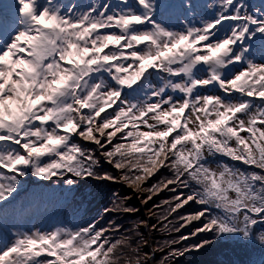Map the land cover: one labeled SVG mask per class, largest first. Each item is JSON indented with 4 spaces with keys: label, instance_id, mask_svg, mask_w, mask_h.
Wrapping results in <instances>:
<instances>
[{
    "label": "snow or ice",
    "instance_id": "1",
    "mask_svg": "<svg viewBox=\"0 0 264 264\" xmlns=\"http://www.w3.org/2000/svg\"><path fill=\"white\" fill-rule=\"evenodd\" d=\"M222 244L264 264V0H0V264Z\"/></svg>",
    "mask_w": 264,
    "mask_h": 264
},
{
    "label": "rangeland",
    "instance_id": "2",
    "mask_svg": "<svg viewBox=\"0 0 264 264\" xmlns=\"http://www.w3.org/2000/svg\"><path fill=\"white\" fill-rule=\"evenodd\" d=\"M91 189H85V194H87ZM111 191H116L118 192L121 196H131L132 198L127 202L129 206L139 208L140 211L137 213L135 216H123L118 220V223H121L125 229H127L133 221L139 219L143 220L146 217V212L147 209L143 207L140 204V201L136 199V197L132 194V190L124 187L122 185H112L111 186ZM111 191L108 192V195H111ZM165 198L164 194H162L160 197L154 198V203H159L161 199ZM151 204L149 205V207ZM144 211V212H143ZM151 223H156L155 218L151 220ZM143 231V229H141ZM153 239H162L158 234L154 235ZM204 252H201L198 255H193L188 257L187 259L182 258L180 261H178V264H191L188 263L189 261H196V257L198 256L199 260H202L204 257L203 255H208V254H203ZM207 253H210L214 258H210L208 260H211L212 264H219L220 261L223 260H231L234 262V264H243V261L246 259V256L242 253L241 250L235 249L231 244H229L228 247H224L222 245H218L216 249L207 251ZM202 254V255H201ZM206 264V263H203Z\"/></svg>",
    "mask_w": 264,
    "mask_h": 264
},
{
    "label": "trees",
    "instance_id": "3",
    "mask_svg": "<svg viewBox=\"0 0 264 264\" xmlns=\"http://www.w3.org/2000/svg\"><path fill=\"white\" fill-rule=\"evenodd\" d=\"M144 212V211H143ZM143 218H145L144 216H143ZM203 254H208V255H203V256H206V257H204L202 260H199V258H198V256H200V255H198V256H195L196 257V262H197V264H203V263H206V264H212L211 263V260H208V259H210V258H214L212 255H210V253H207V252H204ZM202 255V254H201ZM192 261H189L188 263H191Z\"/></svg>",
    "mask_w": 264,
    "mask_h": 264
}]
</instances>
